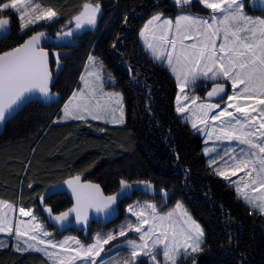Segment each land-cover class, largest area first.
Segmentation results:
<instances>
[{
    "label": "snow or ice",
    "instance_id": "6c2138e0",
    "mask_svg": "<svg viewBox=\"0 0 264 264\" xmlns=\"http://www.w3.org/2000/svg\"><path fill=\"white\" fill-rule=\"evenodd\" d=\"M193 4L202 6L208 14H193ZM249 4L252 7L246 11ZM173 6L178 7L174 19L162 13L154 14L143 25L139 37L154 61L166 62L176 78L180 89L176 112L191 123L192 129L206 132L209 141L224 145L220 150L204 149L209 157L208 167L235 187L237 198L264 214V16L249 14L253 8L264 12V0H173ZM9 11L16 14L21 33L32 31L33 34L18 46L0 52V124L33 95L39 94L45 99L56 95L51 88L50 53L42 46L48 34L36 31L35 27L57 21L60 13L35 0H0V31L11 27V16L6 15ZM101 11L99 0H86L78 14L56 33L57 40H74L77 32L96 28ZM127 22L125 15L123 23ZM72 24L74 27L69 26ZM188 40L193 42L186 44ZM112 47H116L115 42ZM51 55L59 67L60 53ZM87 61L85 72L79 77L83 87L72 92L63 105V115L53 123L91 119L123 124L121 93L104 92L102 61L91 54ZM109 80L115 83L113 78ZM204 81L212 82L206 92L207 100L187 94L186 89L194 91L206 86ZM227 85L232 90L230 95L226 92ZM105 97L107 100L101 103ZM215 97L224 105L209 102ZM112 98H115L116 108L108 102ZM182 101L187 103L182 104ZM116 111L120 112L119 119L114 115L111 120L105 119ZM64 183L71 189L75 204L59 214H54L50 206L44 207L58 225L71 223L70 217H74L77 224L86 225L91 212L111 216L118 199L126 198L134 186L148 191L154 188L150 180L121 179L120 190L105 195L99 184L82 182L80 175ZM160 191L168 196L165 189ZM40 199L43 203L44 197ZM4 208L13 210V206L0 200V233L11 235L14 231L15 250L42 252L54 264H76V261L80 264H179L180 261L187 264L188 260L196 264V255L206 247L204 229L180 201L168 211L148 200L130 204L126 211L135 220L128 219L106 234L97 233L90 244L75 237L59 243L42 239L51 237L52 233L41 223H32L37 217L31 210L19 208L20 216L31 219L18 220L14 226ZM130 233L135 234L134 238ZM69 240L76 247H66ZM113 241L126 245L127 258L106 262L101 254L110 251L105 246ZM5 246L0 243V247ZM49 248H59L66 254L50 252Z\"/></svg>",
    "mask_w": 264,
    "mask_h": 264
},
{
    "label": "trees",
    "instance_id": "16d2710c",
    "mask_svg": "<svg viewBox=\"0 0 264 264\" xmlns=\"http://www.w3.org/2000/svg\"><path fill=\"white\" fill-rule=\"evenodd\" d=\"M36 1L60 13L50 25L54 30L67 24L86 2ZM99 2L103 14L97 29L77 35L74 44H65L59 67L52 56V87L59 99L51 104L30 102L7 122L0 135V198L44 217V205L54 214L71 205L65 194L40 201L51 185L71 176L84 173L107 194L119 190L121 179L150 180L158 189L175 188L170 204L183 201L202 225L206 247L196 255V264H264V214L237 198L235 189L208 167L202 136L176 112L175 77L167 66L154 61L139 37L150 17L157 13L176 16L178 7L172 0ZM192 12L207 14L208 10L193 4ZM6 15L13 16L15 25L9 37L0 39V52L33 34L19 31L15 13ZM125 15L127 24L123 23ZM89 54L102 61L104 72L113 74V86L123 94L126 123L122 126L92 120L53 123L77 88ZM211 84L205 82L195 92L205 98ZM144 196L137 194L134 199ZM133 200L121 202L122 213ZM113 224L95 223L91 230ZM68 233L83 237V232L73 228L59 232ZM0 264L53 263L41 253L18 252L9 245L0 247Z\"/></svg>",
    "mask_w": 264,
    "mask_h": 264
},
{
    "label": "rangeland",
    "instance_id": "374dc122",
    "mask_svg": "<svg viewBox=\"0 0 264 264\" xmlns=\"http://www.w3.org/2000/svg\"><path fill=\"white\" fill-rule=\"evenodd\" d=\"M173 1V0H172ZM35 2H37L35 0ZM38 3V2H37ZM45 7V6H44ZM249 8H251V4L249 5H246V11L249 10ZM193 14H198V13H195V12H192ZM103 14V9L101 11V15ZM208 14V13H207ZM207 14H199V15H207ZM250 15H253V16H264L263 13H253L251 14L249 12ZM101 15H100V18H101ZM11 16V15H10ZM164 17H168V18H175V16H165L163 15ZM13 17V16H12ZM100 18L98 20V24H97V27L99 25V21H100ZM14 19V18H13ZM55 22V21H54ZM53 23V22H52ZM40 24V25H37L35 27V30L36 31H45L47 32L48 34V39L44 40L46 42V44L49 45L48 48H50L52 50V53H55V52H59L60 54L63 52V46H65V44H74L75 43V39L72 40V38H69V40H66V41H59L57 40V37H56V33L62 28V26L60 27V29H52V27H50V25L52 24ZM70 27H74V24L72 25H69ZM94 28H85L79 32L76 33V36L77 35H80L82 34L83 32H85L86 30H95L97 29ZM193 41H185L186 44H190L192 43ZM219 43V42H218ZM144 45V44H143ZM150 54V53H149ZM88 62V61H87ZM161 63V62H159ZM87 64V63H86ZM161 64H164L166 66V62L164 63H161ZM53 70V69H52ZM85 72V68L84 70L82 71V73ZM81 73V74H82ZM103 80H104V92L106 93H111V92H119L121 93V96H122V105H123V110H124V123L123 124H119V123H110V122H105V120H92V121H98V122H101V123H104V124H110V125H113V126H122L126 123V108H125V101H124V97H123V94L122 92H120L119 90H117L113 85L116 83V80H115V77L113 76V74H111L110 72H104L103 70ZM174 76V75H173ZM109 77L113 78L114 82L115 83H112L111 80H109ZM205 82H211V81H204L203 83L205 84ZM83 87V84L82 82L80 81L79 79V82H78V86L75 90L79 89V88H82ZM178 94H180V89H179V85H178ZM186 92L189 96L191 95H196V96H199L195 90L194 91H191V90H188L186 89ZM231 94V93H230ZM100 94L98 93V96ZM70 98V97H69ZM107 100V98H102L101 99V103H104L105 101ZM201 100H205L204 98H201ZM68 101V100H67ZM66 101V102H67ZM110 104H111V107L113 108H116L117 105L115 104V98H112L110 101H108ZM200 101H198L199 103ZM209 102H214V101H209ZM215 102H220L222 104V106L224 105V102L223 101H215ZM182 104L183 103H187V101H182L181 102ZM63 115L62 113V110H61V115L59 117H61ZM112 115H114L117 119H119V116H120V112L119 111H116L115 113L107 116L105 119L106 120H111L112 118ZM57 117V119L59 118ZM56 119V120H57ZM184 119V118H183ZM88 120H91V119H88ZM185 120V119H184ZM70 121H73V120H64V121H61V122H70ZM187 123H189L191 125L190 122L187 121ZM196 131V130H195ZM198 132V131H197ZM202 138H203V141H204V147H203V151L205 148H217V150H220L224 145L220 144V143H214L213 141H209L208 138H207V135H206V132H198ZM207 157V161L209 159L208 156ZM241 175H243L241 173ZM233 180L237 179V177H232ZM234 189L235 187L232 186ZM0 200L2 201H5L6 203L8 204H11L13 206V210H9L8 208H4L3 211L6 212L8 214V216L10 218H12L13 220V225L15 226V223L16 221L18 220H30L31 218L30 217H22L20 216V213H19V208L23 207L25 208L24 206L20 205V204H17V203H13V202H9L7 200H4V199H1ZM150 201V202H154L156 203L163 211H168L169 209L173 208L176 204L177 201H180L183 203V205L185 206V208L188 210V212L191 214V216L193 217L192 213L190 212V210L188 209V207L186 206V204L181 201V200H176L174 203L166 206V207H163L162 206V198L161 197H156V198H153V197H150V196H147L145 195L144 197H141V198H137V199H134L132 202H130L128 205L130 204H133L137 201H140V202H143V201ZM243 200V199H242ZM244 201V200H243ZM128 205L125 207L124 209V212L122 213L120 219H118L117 221L114 222V224L110 227V228H104L102 226L94 229L93 231L90 229L88 231H85L83 232V237H80L78 236L77 234H73V233H68V234H64V235H60L59 232H62L64 229L68 228L64 225H58L55 223V221H53L49 216H48V213L44 211L43 209V213H44V217L43 216H39V215H36L34 209H29V208H25L26 210H31L33 212V214L37 217V220L36 221H33L32 223L35 224V223H41L43 225V228L49 232L52 233V236L51 237H41L42 239H52L54 242H61V241H64L66 238L68 237H75L76 239L80 240L82 243L84 244H90L93 242V237L97 234V233H101V234H106L108 233L109 231H113L115 229H117L120 225L124 224L126 222V220L128 219H131V220H135L134 217H131V215L126 211ZM248 205V204H247ZM48 206V205H47ZM250 206V205H248ZM45 207V205H44ZM251 207V206H250ZM252 208V207H251ZM253 209V208H252ZM256 210V209H254ZM193 219H195L193 217ZM196 220V219H195ZM197 221V220H196ZM198 222V221H197ZM199 223V222H198ZM200 224V223H199ZM201 225V224H200ZM202 227V225H201ZM203 228V227H202ZM205 232V231H204ZM129 236L133 237L135 236V234H132L130 233ZM24 239H27V237H25ZM124 238H120V240L122 241ZM32 242V241H30ZM0 243H3L4 245L6 246H9L11 245L13 247V249H15L14 245L17 243L16 241V238H15V233L13 231V233L10 235L8 233H0ZM34 243V242H32ZM119 245V246H117ZM41 247H43V245H40ZM66 247H76L75 244L72 243V241L69 240L68 242V245H66ZM107 249H110V251L106 252V253H102L101 254V257L103 258L104 261L108 262V261H111L113 259H120V260H123L125 258H127V247L126 245H123V244H120L119 241H113L110 245H107L105 246ZM48 251L50 252H57V253H60L61 255H65L66 253H64L61 249L57 248V249H52V248H49ZM28 252H36V251H28ZM37 253H41L44 255V253L42 252H37ZM45 256V255H44ZM47 257V256H46ZM48 258V257H47ZM49 259V258H48ZM99 259V258H98ZM158 259H162V257H158ZM53 264V260L49 259ZM76 264H80V261H76Z\"/></svg>",
    "mask_w": 264,
    "mask_h": 264
},
{
    "label": "water",
    "instance_id": "95a60500",
    "mask_svg": "<svg viewBox=\"0 0 264 264\" xmlns=\"http://www.w3.org/2000/svg\"><path fill=\"white\" fill-rule=\"evenodd\" d=\"M251 7H252V5H251ZM253 10L261 12L259 10L254 9V8H253ZM262 13H264V12H262ZM11 20H12V24H11L10 29L4 30V31H0V39H5V38L9 37V35L11 34V32L13 30V27L15 25V21H14L12 16H11ZM42 46L46 47L48 49L49 53H50L49 64H50V70L53 72V70H52V55H51L52 50L47 47V44H46L45 41H42ZM8 50H10V49H8ZM54 81H55V75H54V72H53L52 85H53ZM52 85H51V88H52V91L54 92V89H53ZM210 88H211V85L207 89V91L210 90ZM230 91H231V87H230V85H227L226 86L227 94H230ZM55 94H56L55 97H52V98H49V99H45V98L41 97L39 94H35L32 97H30L29 99H27L11 115H9L8 119L3 124H0V135L3 133L7 122L10 119H12L27 104H29L30 102H33V101H42L45 104H51V103H53V102H55V101H57L59 99V95L57 93H55ZM204 97H205V99H207L206 98V93H205ZM225 99H226V97H225ZM211 101H221V100H220L219 97H215V98H212ZM56 119H57V117H56ZM77 175L81 176L82 182H91V183H94V184H99L96 181H93L91 179H87L86 175L84 173L77 174ZM77 175H74V176H77ZM74 176H71V177H69V178H67V179H65V180H63V181H61L59 183H55V184L51 185L45 191V193L42 195L44 197L43 202H45L46 199H48V198H50L52 196H55V195H58V194H65L69 198V200L71 201V205L67 209L71 208L75 204V199H74V197L72 195L71 189H69L67 187V185L64 183V181L69 180V179H71ZM153 185H154V188L151 191L145 190L143 188H137L136 186H134L133 189L129 190L128 196L126 198L125 197H121V198L118 199L117 204L114 206V211H113L111 216L104 217V216L96 214L95 212H91L90 215H89L88 223L86 225L77 224L75 222L74 217H70L71 223H66V225H67L68 228L76 229L79 232H85V231L90 230L91 227L93 226V224H95V223L102 224V225H108L110 223H113V222L117 221L118 219H120V217L122 215V209H121V206H120L121 202H123L126 199L133 200L137 194H143V195H147V196H150V197H153V198L161 197L162 198V206L163 207H166V206L170 205L171 199H172L174 193L176 192V189L175 188L165 189L168 192V196H164L163 193L160 191V189H158L154 183H153ZM100 187H101V189H102V191L104 192L105 195H110V194H107L104 191V189H103V187L101 185H100ZM119 190H120V188H119ZM119 190H117L116 192H118ZM116 192H114V193H116ZM111 194H113V193H111ZM40 201H41V199H40ZM67 209H65L64 211H66Z\"/></svg>",
    "mask_w": 264,
    "mask_h": 264
},
{
    "label": "crops",
    "instance_id": "0c3cea01",
    "mask_svg": "<svg viewBox=\"0 0 264 264\" xmlns=\"http://www.w3.org/2000/svg\"><path fill=\"white\" fill-rule=\"evenodd\" d=\"M262 13V12H261ZM264 14V13H263ZM143 43V42H142ZM151 55V54H150ZM175 77V76H174ZM176 79V78H175ZM232 92V90L230 91V93ZM179 93V92H178ZM230 95V94H229ZM205 99V98H204ZM207 100V99H205ZM215 102V101H214ZM176 107H177V101H176ZM181 115V114H180ZM183 118V117H182ZM186 121V120H185ZM187 122V121H186Z\"/></svg>",
    "mask_w": 264,
    "mask_h": 264
},
{
    "label": "flooded vegetation",
    "instance_id": "af4514ba",
    "mask_svg": "<svg viewBox=\"0 0 264 264\" xmlns=\"http://www.w3.org/2000/svg\"><path fill=\"white\" fill-rule=\"evenodd\" d=\"M226 100V99H225ZM65 226L67 227V225L65 224Z\"/></svg>",
    "mask_w": 264,
    "mask_h": 264
}]
</instances>
